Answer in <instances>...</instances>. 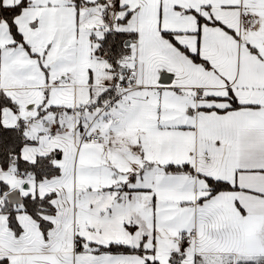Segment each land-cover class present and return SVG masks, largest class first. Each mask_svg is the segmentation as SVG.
I'll list each match as a JSON object with an SVG mask.
<instances>
[{
	"label": "snow or ice",
	"instance_id": "obj_1",
	"mask_svg": "<svg viewBox=\"0 0 264 264\" xmlns=\"http://www.w3.org/2000/svg\"><path fill=\"white\" fill-rule=\"evenodd\" d=\"M0 264H264V0H0Z\"/></svg>",
	"mask_w": 264,
	"mask_h": 264
}]
</instances>
